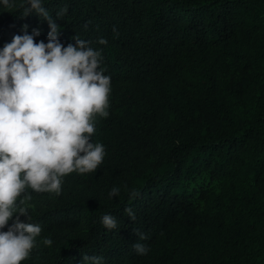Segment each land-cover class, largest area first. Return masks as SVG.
Here are the masks:
<instances>
[{
    "label": "trees",
    "instance_id": "1",
    "mask_svg": "<svg viewBox=\"0 0 264 264\" xmlns=\"http://www.w3.org/2000/svg\"><path fill=\"white\" fill-rule=\"evenodd\" d=\"M27 2H0V49L25 25L48 42V21L24 16ZM42 6L65 47L78 37L101 52L109 115L95 117L92 142L106 154L95 172L63 177L59 195L22 194L42 231L21 264H84V254L103 264H264V0ZM134 229L148 236L146 255L132 248Z\"/></svg>",
    "mask_w": 264,
    "mask_h": 264
},
{
    "label": "clouds",
    "instance_id": "2",
    "mask_svg": "<svg viewBox=\"0 0 264 264\" xmlns=\"http://www.w3.org/2000/svg\"><path fill=\"white\" fill-rule=\"evenodd\" d=\"M0 2L5 8L14 7V0ZM21 6L24 16L33 11L42 15L50 31L47 43H37L34 37L40 30L29 34L25 25L23 35H15L0 49V264L28 259L41 234L25 206L31 195L21 198L26 189L59 195L63 177L95 172L106 154L103 144L92 142L95 117L109 115L111 78L100 67L101 52L78 37L65 47L58 24L42 0H28L27 6ZM98 43L108 41L100 38ZM109 195L118 196L119 188L113 187ZM138 195L135 190L130 193L132 198ZM125 213L135 221L130 207ZM101 223L108 230L118 227L112 214L103 215ZM6 226L8 230L3 231ZM134 232L139 240L132 248L146 255L150 249L139 241L148 236L138 229ZM43 243L51 246L53 242L46 238ZM83 261L103 264L104 257L84 254Z\"/></svg>",
    "mask_w": 264,
    "mask_h": 264
}]
</instances>
